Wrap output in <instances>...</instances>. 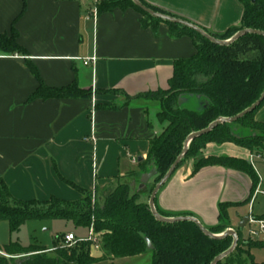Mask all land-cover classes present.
Instances as JSON below:
<instances>
[{"label":"crops","instance_id":"obj_1","mask_svg":"<svg viewBox=\"0 0 264 264\" xmlns=\"http://www.w3.org/2000/svg\"><path fill=\"white\" fill-rule=\"evenodd\" d=\"M143 1L213 35L238 27L244 13L238 0ZM92 9L93 0H0V34L10 37L15 29L17 43L27 52L0 53V179L17 200L79 201L82 196L61 178L88 191L110 189L138 170L139 159H147L150 140L163 129L154 108L97 110L113 104L106 95L28 102L38 88L28 62L50 88L77 83L94 93L120 90L133 96L165 88L175 62L196 55L192 39L171 38L165 23L155 36L142 28V16L134 10L94 16ZM93 59L95 63L84 65ZM256 121L264 123V107ZM251 155L234 144L204 150L206 158L249 162ZM253 168L264 188V176ZM193 172V161L176 171L158 193L156 211L173 216L169 219L190 215L212 227L218 223L220 203H243L250 195L252 181L244 173L222 167L205 168L195 176ZM150 190H136L143 194V203ZM259 198L264 199L258 196L252 209L249 204L230 212V229L250 213L264 218V210H255Z\"/></svg>","mask_w":264,"mask_h":264},{"label":"trees","instance_id":"obj_2","mask_svg":"<svg viewBox=\"0 0 264 264\" xmlns=\"http://www.w3.org/2000/svg\"><path fill=\"white\" fill-rule=\"evenodd\" d=\"M238 1L244 8L241 24L228 29L224 34H209L210 36L224 42L244 30L264 33V0ZM139 2L155 13L184 20L152 7L143 0ZM130 9L142 16V28L151 29L155 36H158L160 24L165 23L170 29L171 38L188 37L196 47L193 58L175 62L165 88L133 96L120 90L105 91L104 93H117L121 96L123 105L96 107L97 110H117L124 106L148 107L151 104L157 110L156 119L163 128L162 132L150 140L147 159L140 162L138 170L130 175L137 185L144 174L155 170L156 187L182 155L191 135L208 129L220 119L239 116L261 99L264 93V36L247 34L231 45L221 46L182 25L150 16L134 0H104L98 5V15ZM17 38L15 29L10 37L0 34V53L26 56L27 52L17 43ZM27 65L38 81V88L28 102L92 99L94 94L100 95L81 89L77 83L60 89L50 88L42 81L37 68L30 62ZM180 100L186 102L181 104ZM263 107L264 101L243 118L233 123L220 124L193 140L176 171L186 161H193L194 176L209 167H222L244 173L250 177L252 187L248 199L236 207L249 205L259 185V178L252 165L236 158H206L204 150L208 145L234 144L252 154L263 153L264 123L256 121V116ZM61 180L75 189L82 198L76 202L57 198L47 202L21 201L12 196L8 186L0 179V222L8 223L11 234H18L29 221L40 220L71 224L78 236L93 228L100 238L101 257H92L90 243L80 242L72 248L65 247V235H59L51 250L37 244L26 248L18 243H10L3 250L0 249V264H98L148 255L150 264H212L233 246V238L211 239L193 222L158 221L149 205L140 201L133 183L119 180L110 189L88 191L62 178ZM98 193L102 195L100 199H96ZM230 207L233 205L219 204L218 224L205 227L211 234L223 235L230 229ZM157 211L164 218L173 217ZM218 230L222 231L218 233ZM234 230L238 235V245L219 264H258L253 252L264 250V243L245 238L244 229L240 227Z\"/></svg>","mask_w":264,"mask_h":264},{"label":"rangeland","instance_id":"obj_3","mask_svg":"<svg viewBox=\"0 0 264 264\" xmlns=\"http://www.w3.org/2000/svg\"><path fill=\"white\" fill-rule=\"evenodd\" d=\"M100 95H106V96L112 97L113 98V104L123 103V99L117 93L101 92ZM148 107L153 108L151 104L148 105ZM156 123L158 124L157 119H156ZM262 152L263 153H261L259 155L264 156V151H262ZM188 162L189 161H186L183 164V166L186 165ZM255 167H256L257 171L264 176V163L257 161L255 163ZM133 172L134 171L130 172L127 175V177H125V179L121 182L133 183V179H131V177H130L131 173H133ZM263 179H264V177H263ZM155 181H156V178L154 177L151 179L149 184L146 186V187H151V189H152L149 192V194H146L148 196H145L148 199V202H147L148 205H149V201L151 198L153 188L155 187ZM141 188H142L141 185L137 184V185H135L134 189L139 190ZM254 194H253V196H254ZM139 195H140V201L145 199L144 197H142L143 194L142 195L139 194ZM101 196H102L101 193H98L96 199H100ZM224 204L225 205H233V207H230L229 213L232 210L238 208V207H236V205H239V203H234V202H224ZM255 210H256V212H260V211L264 210V199L263 198L258 199L256 206H255ZM206 211L208 213H211L210 209L209 210L207 209ZM227 223H228V221H227ZM220 231H222V230H218V233ZM68 233H74L73 226L71 224H67V223L60 222V221H50V220L29 221L21 228V231L18 234H11L8 223L0 222V249L3 250L10 243H18L22 247H26V248H29V247L37 244L39 246L47 248L48 250H51L53 247L54 240L59 235H67ZM87 236H88V232H86L82 235H79L78 238L85 239V238H87ZM244 236H245V238H247L246 231L244 233ZM91 255L94 258H100L101 252L100 253L92 252ZM253 255H254L255 260L258 264H264V250L254 251ZM149 261H150V256L148 255V256H143L140 258L128 260V262H126V264H150Z\"/></svg>","mask_w":264,"mask_h":264},{"label":"water","instance_id":"obj_4","mask_svg":"<svg viewBox=\"0 0 264 264\" xmlns=\"http://www.w3.org/2000/svg\"><path fill=\"white\" fill-rule=\"evenodd\" d=\"M134 2L140 6L147 14H149L150 16L157 18V19H161L164 22H171V23H176L179 25H182L188 29H191L195 32H197L198 34H200L202 37L210 40L211 42L221 45V46H228L233 44L234 42H236L237 40H239L241 37L247 35V34H258V35H262L264 36V33H260V32H256V31H251V30H244L239 32L236 36H234L231 40L229 41H218L215 38H213L212 36H210L209 34H207L204 30H202L201 28L192 25L191 23L181 20V19H176V18H171L168 16H164L158 13H155L145 7H143L139 0H134ZM255 2V1H253ZM264 101V93L261 97V99L255 104L253 105L251 108H249L248 110H246L245 112H243L242 114H240L239 116L232 118V119H220L218 121H216L215 123H213L208 129L200 132V133H196L191 135L186 143H185V148L184 151L182 153V155L177 159V161L174 163V165L171 167V169L169 170V172L167 173V175L162 179V181L156 185L155 189L153 190L152 194H151V198L149 201V207L151 212L153 213V215L156 217V219L160 222H164V223H175V222H182V221H189V222H193L195 223L200 230L209 238L214 239V240H218V239H222L225 237H231L233 238L234 242H233V246L232 248L227 251L226 253H224L223 255L219 256L218 258L215 259V261L212 264H219L220 262H222L226 257H228L230 254H232L234 252V250L236 249L237 245H238V235L235 231H231L228 230L226 231L223 235H213L211 234L196 218L193 217H180V218H173V219H169V218H164L162 217L155 208V201L157 198L158 193L160 192V190L167 184V182L171 179V177L174 175L176 169L179 167L180 163L182 162V160L184 159L187 150L189 148L190 143L195 140L198 137H201L207 133H209L211 130H213L215 127H217L220 124L223 123H233L241 118H243L245 115H247L248 113L254 111L262 102ZM139 162H142V158L139 159ZM156 176V171L152 170L150 173L144 174L141 179H140V185H141V189L145 188L149 182L151 181L152 178H154ZM133 187L135 188V183H133ZM248 217H246L245 219H243L241 225L239 226L241 229H244L247 222H248ZM150 248L151 245L149 244Z\"/></svg>","mask_w":264,"mask_h":264},{"label":"built area","instance_id":"obj_5","mask_svg":"<svg viewBox=\"0 0 264 264\" xmlns=\"http://www.w3.org/2000/svg\"><path fill=\"white\" fill-rule=\"evenodd\" d=\"M104 0H93V9L92 12L94 16L98 15V5ZM96 59L93 60H86L84 65L88 66L92 63H95ZM257 161H263L264 162V156L259 154H252L249 159V163L252 165V167L255 166V163ZM258 196L264 197V188H262V185L259 184L257 190L255 191V194L250 202V208L252 209L253 204ZM248 222L244 228V231H246L247 239H250L254 242H260L264 243V218H256L251 213L248 216ZM231 231H235L234 229H228ZM84 242V243H90L91 245V251L95 253L101 252V245H100V238L97 234H95L93 228H91L88 231V236L85 239H80L77 237L75 233H68L64 237V246L67 248H72L76 244Z\"/></svg>","mask_w":264,"mask_h":264}]
</instances>
